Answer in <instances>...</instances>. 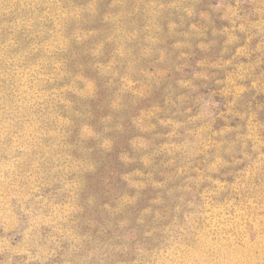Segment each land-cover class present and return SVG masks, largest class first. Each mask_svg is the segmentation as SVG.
Wrapping results in <instances>:
<instances>
[{"label": "rangeland", "instance_id": "obj_1", "mask_svg": "<svg viewBox=\"0 0 264 264\" xmlns=\"http://www.w3.org/2000/svg\"><path fill=\"white\" fill-rule=\"evenodd\" d=\"M0 264H264V0H0Z\"/></svg>", "mask_w": 264, "mask_h": 264}, {"label": "trees", "instance_id": "obj_2", "mask_svg": "<svg viewBox=\"0 0 264 264\" xmlns=\"http://www.w3.org/2000/svg\"><path fill=\"white\" fill-rule=\"evenodd\" d=\"M260 118L262 119V113H260ZM217 126H219V125H216V126H214V127H217Z\"/></svg>", "mask_w": 264, "mask_h": 264}]
</instances>
